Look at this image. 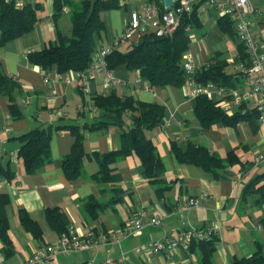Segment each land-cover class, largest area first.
I'll return each instance as SVG.
<instances>
[{
  "label": "crops",
  "instance_id": "obj_1",
  "mask_svg": "<svg viewBox=\"0 0 264 264\" xmlns=\"http://www.w3.org/2000/svg\"><path fill=\"white\" fill-rule=\"evenodd\" d=\"M19 1L33 6L38 4L40 9L39 20L31 32L5 44L0 43L1 68L7 76L19 82L15 96L22 111L21 118L13 117L7 97L0 93V162L11 160L17 170L13 180L0 176V191H7L11 197L7 215L14 243V252L7 256L1 251L0 242V264H24L37 246L59 237L50 228L45 214L47 208L56 206L66 211L70 227L77 234L94 237L102 231L118 232L119 239L111 243L100 242L82 252L57 256L55 259L58 261L54 264H81L108 257H126L129 264H200L202 251L198 247L190 248V243L185 248L164 252L138 248L166 236L175 237L190 227L214 224L220 228L213 264H231L236 257L251 255L258 242L264 244V210L259 201L264 193L263 187L260 188L264 185V168L259 170V167L264 162L257 166L253 164L257 153L264 150V124L258 121L255 128L246 120L236 126L214 124L203 129L195 113L197 97L192 95L190 73H185V81L179 87L151 85L144 79L137 80L141 77L139 70H129L120 65L112 69L116 77L114 82L106 84L107 69H104L95 73L85 85L73 70L63 72L58 78L56 74L59 71L53 66L49 70L44 69L49 77L45 81L42 68L31 63L29 55L58 42L60 34L71 36L72 12L80 7L83 0H67L66 3L63 0L58 15H55L54 0H16ZM251 1L260 10L259 14L250 16L253 33L264 45V0ZM120 3V8L101 12L105 31L95 38V52L113 42L134 9L128 7L129 0L126 3L120 0ZM210 8L213 7L204 0L197 4L200 24L192 26L187 33L189 46L183 62L189 55L199 69L205 64L223 60L227 63L225 71L235 75L239 73L236 62L242 56L240 42L236 34L222 28L219 22L222 15L218 12L216 16ZM130 43L123 42L117 48H126ZM85 87L90 91L86 92ZM236 87L246 89L244 79L239 80ZM111 92L165 106L162 123L146 131L162 162V175L156 179L144 177L141 162L135 154L119 158L113 167L121 178L123 198L112 203L115 183L101 184L92 177L99 166L91 155L120 149L122 128L113 124L105 129L85 132L84 145L88 155L83 160L81 175L75 179L67 178L62 167L63 158L71 152L74 135L67 128H56L95 121L100 112L82 111L81 105L94 106L92 97L95 94ZM218 96L216 93V98ZM254 101L244 104V110H252ZM124 117L128 123L131 122L129 112ZM37 125L54 126L50 141L51 161L37 173L28 174L18 160V136ZM189 141L223 157L235 149L242 163L229 166L225 177H216L195 164L179 163L171 145L176 142L185 146ZM254 178L259 182L247 193L245 187ZM168 184V189L158 190ZM203 193L209 197L202 199L199 206L186 210L181 207L187 197ZM91 196L104 204L96 217L89 215L84 208L85 200ZM20 208L26 209L41 224L43 240L34 238L23 228L19 221ZM140 211H145V222L150 217H159L161 223L146 225L140 234H123L124 223Z\"/></svg>",
  "mask_w": 264,
  "mask_h": 264
},
{
  "label": "trees",
  "instance_id": "obj_2",
  "mask_svg": "<svg viewBox=\"0 0 264 264\" xmlns=\"http://www.w3.org/2000/svg\"><path fill=\"white\" fill-rule=\"evenodd\" d=\"M66 1L64 0L65 3ZM54 7L55 15L60 14L63 0H54ZM120 7V0H97L95 4L93 0H83L80 7L72 12L71 36L60 34L58 42L30 53V62L46 70L56 66L61 73L71 70L85 71L95 54V38L105 31L101 12L105 9ZM39 9L38 4L33 6L26 3L17 6L16 0H0V43L5 44L31 32L39 20ZM219 22L223 29L236 34L231 20L226 16L220 17ZM198 24L200 20L196 4L193 13L182 18L180 27L172 35L158 36L149 32L137 43L132 42L126 48H115L106 57L107 67L112 70L125 65L129 70H139L141 78L151 85L179 87L185 81V72L182 68L183 55L189 46L186 27ZM240 46L241 57L246 58L245 47L241 43ZM226 65L227 63L223 60L205 64L197 69L196 78L204 83L214 81L228 88H236L238 81L244 79V76L240 72L235 75L228 74L225 71ZM18 87L19 82L7 76L0 64V93L7 97L9 109L15 118L22 117V111L15 96V90ZM92 99L97 112H100L99 116L96 115L95 121L86 122L81 126L69 124L56 127L57 129L67 128L74 135L71 152L63 158L62 167L67 178L79 177L83 160L88 155L84 145L85 132L105 129L113 124L120 126L123 130L121 148L106 153L95 152L91 155L99 166L98 171L92 177L101 184L115 183L112 188L114 195L110 200L112 203L123 198L124 190L119 183L121 178L118 173H115L113 167L119 158L135 154L141 162L144 177L156 179L162 175V162L157 156L154 142L146 135V131L162 123L165 106L160 103L143 102L130 95L119 96L116 92L106 95L95 94ZM127 112L130 113V123L124 117ZM195 113L203 129L210 128L214 124L236 126L239 122L246 120L250 121L255 128L259 124L258 115L254 109L244 110L243 106H240L234 114L228 115L203 94L197 97ZM53 128V125H37L18 136L20 142L18 160L22 163L26 173L35 174L51 161L50 141ZM171 150L179 163L198 165L216 177L227 176L229 166L242 163L235 149L230 150L226 157H223L205 146L189 141L185 146L174 142ZM16 175L17 170L11 160L0 162V176L13 180ZM258 182L257 178L252 179L245 187L246 192L248 193L251 188L254 189ZM168 187H170L169 184L158 190L162 192ZM262 187L264 191V185L260 186ZM259 201L262 205L264 193ZM10 202V194L7 191H0V242L1 251L7 256L14 252L7 215V205ZM103 207L104 204L93 196L85 200V211L93 217H96ZM45 214L50 228L59 236L69 232L70 219L63 208L59 206L47 208ZM19 221L34 238L43 240L44 232L41 224L24 208L19 209ZM217 240L216 234L210 239L190 242V248L198 247L202 251L200 264H213V253ZM231 264H264V244L258 242L256 250L251 255L236 257Z\"/></svg>",
  "mask_w": 264,
  "mask_h": 264
},
{
  "label": "built area",
  "instance_id": "obj_3",
  "mask_svg": "<svg viewBox=\"0 0 264 264\" xmlns=\"http://www.w3.org/2000/svg\"><path fill=\"white\" fill-rule=\"evenodd\" d=\"M9 1V0H8ZM126 3L127 0H121ZM173 5L168 7L164 0H148L137 8L130 11L129 18L124 24L121 32L114 37L113 42L100 50L96 51L90 66L85 71H76L83 83L86 85L95 73L107 69L106 84L116 80L112 70L107 67L106 57L119 47L123 42L131 41L137 43L147 33L153 32L158 36L172 35L182 23L184 16H190L193 13L196 4L203 0H172ZM210 6L215 8L222 16L231 20L238 41L245 47L247 57H240L236 64L238 70L244 76L246 89L228 88L227 86L217 84L214 81L204 83L197 80V68L188 55L182 64L185 73H190L189 79L192 86V95H206L209 99L215 100L217 107L221 108L226 114L232 115L235 108L253 102V109L258 115V121L264 124V45L260 38L253 33L250 16L260 13L259 8L254 6L251 0H204ZM17 6H22L23 2H16ZM192 25L186 27L188 33ZM45 74V81L49 77L46 70L42 69ZM58 78L62 77L61 72H57ZM142 78L138 77V81ZM70 81V78H68ZM89 92V88L85 87ZM216 93L219 95L216 98ZM82 111L97 113L92 105H81ZM264 162V150L257 153L253 164L255 166ZM207 193L200 196L187 197L181 204L186 210L200 205L202 199L208 198ZM264 210V202L262 203ZM145 211H140L128 219L121 232L126 235L140 234L146 225H159V217H150L148 221L143 220ZM218 225L205 227H191L181 230L175 237H164L143 244L140 249H152L157 252L171 251L177 248H185L193 240H206L212 238L219 231ZM119 239L118 232H99L97 236H85L77 234L73 227L69 228L68 233L59 236L55 241L37 246L31 256L24 264H54L53 261L57 256L69 255L76 252H82L91 249L100 242L111 243ZM1 260V258H0ZM128 258H106L101 261L87 260L81 264H129Z\"/></svg>",
  "mask_w": 264,
  "mask_h": 264
},
{
  "label": "rangeland",
  "instance_id": "obj_4",
  "mask_svg": "<svg viewBox=\"0 0 264 264\" xmlns=\"http://www.w3.org/2000/svg\"><path fill=\"white\" fill-rule=\"evenodd\" d=\"M148 0H129V4L128 7H133V8H137L138 6H140L141 4L145 3ZM208 6V5H206ZM211 10H213L214 14L217 16L218 15V11L214 10L213 8H210ZM126 43H124L125 45ZM264 126V125H263ZM264 165L259 167V170L263 169ZM249 176V175H248ZM248 178V177H247ZM58 260L54 259L53 263H56Z\"/></svg>",
  "mask_w": 264,
  "mask_h": 264
},
{
  "label": "water",
  "instance_id": "obj_5",
  "mask_svg": "<svg viewBox=\"0 0 264 264\" xmlns=\"http://www.w3.org/2000/svg\"><path fill=\"white\" fill-rule=\"evenodd\" d=\"M97 0H93V4L96 3ZM164 3L166 6L170 7L173 5V1L172 0H164Z\"/></svg>",
  "mask_w": 264,
  "mask_h": 264
}]
</instances>
